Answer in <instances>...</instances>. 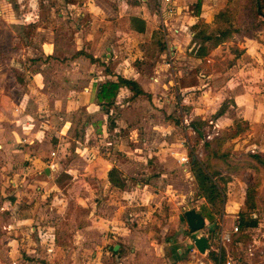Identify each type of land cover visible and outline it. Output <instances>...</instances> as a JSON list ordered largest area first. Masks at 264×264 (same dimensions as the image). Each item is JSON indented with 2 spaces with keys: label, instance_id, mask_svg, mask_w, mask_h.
Returning a JSON list of instances; mask_svg holds the SVG:
<instances>
[{
  "label": "crops",
  "instance_id": "crops-1",
  "mask_svg": "<svg viewBox=\"0 0 264 264\" xmlns=\"http://www.w3.org/2000/svg\"><path fill=\"white\" fill-rule=\"evenodd\" d=\"M59 1L63 8L54 16L62 18V25L67 28L79 24L76 34L83 36L77 39L78 50L81 51L74 58L82 60V63L87 62L89 66L100 64L102 73L98 76L92 73L83 75L87 84L82 90L65 86L60 100L54 102L58 109H53L56 112L53 115L62 111L66 117L73 119L74 115L81 114L84 120H88L84 122L87 133L80 130L81 136L78 138L76 129L67 127L70 124L57 125L52 113H45L47 117L45 115L43 121L42 111L34 101L29 103L33 106H29L28 110L19 107L16 111L14 104L13 107L7 104L0 108L1 210H8L10 205L21 206L22 200L25 201L31 191L39 196L50 192V199L58 191L62 194L65 191L97 194L101 196L97 201L96 212L90 214L87 227L81 235L82 244L87 250L82 249L75 255L87 256L84 264H102V257L108 253L113 256L114 264H226L232 258L226 245L220 244L222 236L218 239L215 233L218 230L215 213L206 207L204 211L207 213L201 212L206 219L208 232L202 231L201 235L208 237L210 246L205 254L196 249L185 220L186 211L199 212L196 207H187V196L180 187L181 179L191 180V186L196 182L189 163L180 162V158L188 157L187 153L176 152L167 140L152 139L140 143L133 137L118 136L131 123L122 117H112L109 121V116L129 111L134 101L138 102L144 97L147 100L141 105L148 106L147 111L155 113L156 108L163 109L158 97L166 96L168 93L164 88L169 89L163 70L174 64L167 55L171 50L184 51L196 47L201 33L205 32L200 23H211L215 15L207 17V8L216 1L203 0L200 10L196 7L198 0ZM262 13L259 17H264V9ZM4 17L8 18V14ZM236 33L231 31V35ZM254 34L256 37L251 35L243 38V45L246 46L242 59L244 62L246 59L260 61L254 54H258V49L264 50V24ZM154 48L159 49L161 58L156 66H153L147 54ZM106 51H112L114 58L105 54ZM138 59L141 63L137 62ZM237 64L227 68L226 72L213 74L209 88L210 95L215 90L212 96L215 102L221 104L224 95L228 96L225 91L228 90L227 85L236 82L231 76L235 75ZM121 77L136 82L143 95L136 96L124 86L109 104L102 98V87L107 83H118ZM15 78L19 84L25 82V76L18 74ZM196 82L198 80L193 75L181 80L179 99H183L182 105L191 106L185 105V102L189 95H193L189 93L195 90ZM32 94L28 98H35L39 93L34 88ZM48 95L51 96L50 93ZM242 98V95L229 97L234 101L231 107L232 104L243 107L240 104ZM0 99L3 102L5 100L4 97ZM136 102L132 108L133 115L139 112L137 107L140 104ZM59 103H62L60 108ZM191 104L192 108H188L191 113H198L200 108L196 107L194 101ZM229 109L230 106H225L220 110L217 121L223 120ZM29 119L34 122L30 124ZM168 125L145 124V127L154 131H167ZM72 148H77L76 154L72 153ZM78 148L82 151L80 155ZM29 178L32 182L28 181ZM60 178L65 179L64 186L59 184ZM6 197L7 200L3 201ZM255 203L253 201L248 207L245 205L246 209L243 210L244 206L239 213L240 220L246 216L248 223L254 221L253 225L244 229L245 232L259 225L256 218L248 215L258 205ZM224 207L225 204L222 208V213H225L222 231H225L229 218L227 205ZM35 210V207L20 210L16 220L17 243L26 241L25 229L28 225L36 224L35 217L31 216ZM210 215L214 216L213 220L209 219ZM209 221L215 225L214 231L211 230L212 225H208ZM6 238L8 242L15 239L12 236ZM7 245L8 249L2 252V256L11 258L17 254L20 258L26 253L24 250L15 252L9 243ZM94 248L98 250L96 256L92 251ZM32 254L36 255V252ZM70 257H74V253ZM256 264L264 263L260 261Z\"/></svg>",
  "mask_w": 264,
  "mask_h": 264
},
{
  "label": "rangeland",
  "instance_id": "rangeland-1",
  "mask_svg": "<svg viewBox=\"0 0 264 264\" xmlns=\"http://www.w3.org/2000/svg\"><path fill=\"white\" fill-rule=\"evenodd\" d=\"M215 1L207 8V17L215 16L210 24L200 23L205 32L204 36L197 40L196 47L184 51L171 50L167 55L168 60L174 64L163 70L169 87L164 88L168 93L166 96L158 97L163 109L156 108L155 113L147 111L148 106L141 105L147 100V97H144L138 100L139 103L137 100L133 102L140 104L137 107L139 111L137 114L133 115L131 104L129 111L113 114L109 116V121L112 117H122L131 123V126L121 131L118 136L133 137L140 143H147L152 139L167 140L176 152L187 153L192 172L195 170L192 156L198 158L197 168L213 179L220 190V197L216 207H213L208 197L217 196V193L212 195L211 190L201 191L197 181L191 186V180L181 179L180 187L182 193L187 196V207H196L200 213H207L204 211L206 207L215 213L218 227L215 233L218 234V239L223 233L231 236V242L225 243V248H228L227 252L237 264H256L260 261L264 263V50H256L258 54L254 51V55L260 61L242 60L246 51L243 38L255 35L254 32L259 25L264 24V17L257 15L255 0ZM261 2L264 7V0ZM62 8L63 4L59 0H0V97L6 100L3 102L0 99V108L7 104L13 107L14 104L13 108L16 111L19 107L28 110L29 106H33L29 103L34 101L36 107L41 109L42 119L45 121V113L52 115L56 113L53 109L58 108L54 102L60 100L65 86H74L77 90H82L81 88L87 84L83 75L88 76L92 73L98 76L102 73L100 64L89 66L87 62L82 63V60L74 58L81 51L78 50L77 39L83 36L76 34L79 24L67 28L62 25V18L54 16L61 12ZM7 14L8 18H5L4 15ZM231 31L237 33L231 35ZM205 37H210L211 40L206 41ZM200 49H204L206 54L204 57L198 56ZM159 52L156 48L147 52L153 66L161 62ZM174 52L179 54L173 55ZM106 53L111 55V59L114 58L112 51ZM139 61L141 63L138 59L137 62ZM233 64L238 65L235 67V75L231 76L236 82L227 85L228 90L225 93L228 96L224 95L223 102L219 104L212 97L215 90L210 95V82L214 73L226 72ZM18 74L25 76L23 84L16 81L15 76ZM192 75L198 82L194 84L195 90L189 93L193 95L188 94L190 97L188 96L185 102V105L191 106H184L183 99L181 101L179 99L180 83ZM34 88L39 94L35 95V98H28V95H33ZM238 95L243 96L240 103L243 107L239 108L233 104L231 107L234 101L229 97ZM192 101L200 108L198 113L192 114L189 110L192 108ZM58 106L62 107V103ZM225 106H230L229 113L223 120L217 121L220 110L222 111ZM60 112L53 115L57 125L70 124L67 127L75 128L78 138L81 136L80 130L87 133L84 122L88 120H84L81 114L74 115L72 119ZM28 121L30 124L34 122L33 119ZM165 123H169L167 131L166 129L154 131L145 127V124L165 126ZM76 149L72 148L73 154H76ZM77 151L79 155L82 153L81 148ZM28 181L32 182V179L29 178ZM64 182V178L59 179L60 185L64 186ZM49 193L39 196L35 191H31V195H27L25 201L22 200L21 206L10 205L4 212L1 210L0 202V264L87 262V256L75 255L82 249L87 250L82 244V231L87 227L90 214L96 212L97 201L101 195H85L83 192L73 191H65L62 194L58 191L50 199ZM6 200L7 197L3 199ZM253 201L258 205L255 210L248 212V215L257 219L258 227L246 232L240 230L234 234L235 218L239 217V213ZM224 204L225 207L227 205L229 218L225 231H222L221 225L225 222V213H222ZM27 207L37 209L31 213L36 224L28 225L25 229L26 241L17 243L16 220L20 210ZM208 225H212V222L209 221ZM11 231L12 235H7ZM6 236L15 239L8 242L5 240ZM7 242L11 250L15 252L24 250L27 254L24 253L22 258L17 257V254L11 258L2 256V252L8 249ZM92 251L96 256L98 250L94 248ZM32 252H36V255ZM71 253H74V257H70ZM101 263L114 264L111 253L104 255Z\"/></svg>",
  "mask_w": 264,
  "mask_h": 264
},
{
  "label": "trees",
  "instance_id": "trees-1",
  "mask_svg": "<svg viewBox=\"0 0 264 264\" xmlns=\"http://www.w3.org/2000/svg\"><path fill=\"white\" fill-rule=\"evenodd\" d=\"M255 1H256L257 15H262L263 5H262L261 0H255ZM202 2L203 0H198V4L196 6L198 10L201 9ZM260 26L261 25H259V27ZM201 36H204V33H201ZM205 40L210 41L211 38L205 37ZM198 52H199L198 56L200 57H204L206 55L204 52V49H200ZM124 86L131 89L135 93L136 96L143 95L142 89L136 82L129 81L121 77L119 78L118 83H107L102 87V90H101L102 98L106 99L107 103L110 104L117 97V93L119 89ZM192 161H193V168H195V170H193L194 176L196 178L197 183L199 184V187L201 188V191L208 192L209 190H211L210 194L212 195H215L217 193V196L208 197L209 202L213 205V207H216L218 197H220L219 195L220 190L218 189V186L214 183L213 179L207 173L202 171L200 168H197L199 165L198 158L196 159V157L192 156ZM204 197L206 198V196ZM209 219L213 220L214 216L210 215ZM253 224H254V221H251L250 223L247 222L246 216L241 217V229L240 230L244 231V229H246L249 225H253Z\"/></svg>",
  "mask_w": 264,
  "mask_h": 264
},
{
  "label": "water",
  "instance_id": "water-1",
  "mask_svg": "<svg viewBox=\"0 0 264 264\" xmlns=\"http://www.w3.org/2000/svg\"><path fill=\"white\" fill-rule=\"evenodd\" d=\"M184 216L189 229L192 232V239L196 249L201 254H205L210 248L208 237L201 235V232L207 227L205 217L202 215V213L197 212L196 210L186 211ZM214 227L215 225H212V231H214Z\"/></svg>",
  "mask_w": 264,
  "mask_h": 264
},
{
  "label": "built area",
  "instance_id": "built-area-1",
  "mask_svg": "<svg viewBox=\"0 0 264 264\" xmlns=\"http://www.w3.org/2000/svg\"><path fill=\"white\" fill-rule=\"evenodd\" d=\"M180 162L182 164H188L189 163V158L188 157H182V158H180ZM240 229H241V220H240L239 217H237V219L235 221L234 230H233L234 234L239 233ZM221 242L224 243V244L225 243H230L231 242V236L229 234L222 235ZM226 264H237V263L233 259H230V260L227 261Z\"/></svg>",
  "mask_w": 264,
  "mask_h": 264
}]
</instances>
